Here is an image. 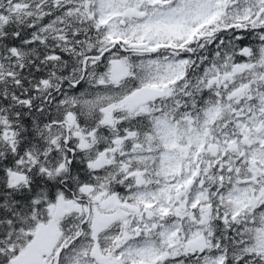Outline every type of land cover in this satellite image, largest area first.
<instances>
[{"label": "snow or ice", "instance_id": "snow-or-ice-1", "mask_svg": "<svg viewBox=\"0 0 264 264\" xmlns=\"http://www.w3.org/2000/svg\"><path fill=\"white\" fill-rule=\"evenodd\" d=\"M0 264H264V0H0Z\"/></svg>", "mask_w": 264, "mask_h": 264}]
</instances>
